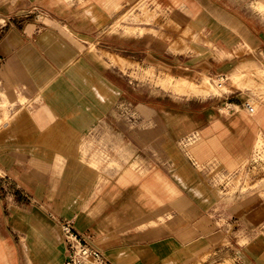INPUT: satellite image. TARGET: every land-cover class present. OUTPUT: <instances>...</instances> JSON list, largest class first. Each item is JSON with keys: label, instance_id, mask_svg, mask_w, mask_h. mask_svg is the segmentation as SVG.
I'll use <instances>...</instances> for the list:
<instances>
[{"label": "crops", "instance_id": "obj_1", "mask_svg": "<svg viewBox=\"0 0 264 264\" xmlns=\"http://www.w3.org/2000/svg\"><path fill=\"white\" fill-rule=\"evenodd\" d=\"M53 1L0 0V20L6 22L0 33V242L1 236L21 237L29 262L42 264L35 254L44 251V243L32 240L40 233L44 242L49 241L46 247H57L63 264L67 257L63 234L44 222L51 212L56 220L72 218L84 238L103 237L104 257L111 264H190L208 238L197 231L193 242L174 230L159 233L155 226L145 227L146 221L157 220L145 211V204L154 201L146 202L139 194L145 178L136 168L147 165L166 174L168 166L169 187L176 189V157L178 152L187 156L188 137L197 132L203 138L218 126L211 138L216 146L227 134L225 129L238 130L241 124L230 121L232 116L212 115L221 106L207 98H145L119 69L129 70L123 56H163L171 66L197 73L225 62L219 65L205 52L173 54L159 38L140 35L142 28H131L138 35L112 34L107 29L113 14L96 2L74 6ZM219 17L234 30H242L232 16ZM174 18L170 17L178 24ZM98 46L122 56L97 53ZM232 141L236 147L227 142L225 146L234 156L250 152L241 140ZM198 151L204 152L202 146ZM181 186L185 193L172 201L179 216L194 214L186 199L207 214L216 203L214 219L224 223L216 235L234 244L239 231L251 237L264 220V202L245 205L239 199H217L205 185L206 192L196 197L191 185ZM2 188L12 193L3 199ZM34 204L45 214L41 213L40 227L32 208H27ZM6 206L14 207L9 217ZM2 220L10 227L7 233L2 232ZM196 224L205 222L200 219Z\"/></svg>", "mask_w": 264, "mask_h": 264}, {"label": "rangeland", "instance_id": "obj_2", "mask_svg": "<svg viewBox=\"0 0 264 264\" xmlns=\"http://www.w3.org/2000/svg\"><path fill=\"white\" fill-rule=\"evenodd\" d=\"M53 2H65L74 6H87L96 2L113 14L107 29L112 34L138 35L131 28H142L139 31L140 35L151 34L159 38L173 54L196 55L205 52L206 57L218 62L219 65L225 62V65L220 67L211 66L208 71L197 73L171 66L163 56L161 58L123 56L129 61L128 72L115 67L130 80L132 85L143 92L145 98L153 95L176 100L207 98L214 106H221L220 110L212 115L232 116L230 121L241 124L238 130L231 126L229 130L225 129L227 134L216 146L211 145L213 140L211 138L214 136L212 134L215 132L217 134L218 126L214 127L213 132H205L203 138L197 132L189 136L188 141L185 142L187 156H184L185 152L177 151L174 174L178 182L176 189L169 187L168 166L165 168L166 174L151 170L147 165L136 168L138 174L145 178V186L139 190V194H142L146 202L154 201V204H145V211L157 220L146 221L145 227L155 226L159 233L164 230H174L182 239H190L189 241L193 242L199 237L197 231L204 234L208 240L194 255L190 264H264V220L256 224L258 226L254 228L251 237L239 231L236 234L238 244L237 242L234 244L232 239H223L221 235H216L217 228L224 224L216 220L218 218L216 203L208 210L210 214H207L205 210L202 212L198 210L190 199H186L189 206L194 209V214L190 218H181L178 210L172 205L174 196H183L185 193L183 192L185 190L181 189V185L185 184L192 186L195 193L192 195L196 197L206 192L202 186L205 185L213 191L212 195L217 199L219 197L232 202L239 199L245 205L264 202V147L260 150L259 147H255L259 140H261L260 145L264 146V0H54ZM220 13L232 16L241 24L242 30L231 28L220 19ZM172 16H175L178 24L170 19ZM186 28H189L188 32ZM98 48L95 49L97 53L109 52L122 56L115 50H105L99 46ZM228 59L230 60L227 62ZM112 62L121 65L116 60ZM163 81L167 84L162 83ZM183 81L192 85L205 84L204 91L185 92L173 88V83ZM208 82H211L212 86ZM246 102L255 104V113H248L244 106ZM128 116L134 117L131 107H128ZM257 135L260 136L258 141H256ZM233 138L241 140L250 152L247 153L246 149L247 154L240 153L241 155L234 156V153L225 146L227 142L230 147H236L230 143L233 142ZM200 146L204 150L203 153L197 149ZM255 150L258 151L256 154L258 157L253 155ZM212 154L217 155L210 156ZM102 189L98 187L99 192ZM10 193L12 191L8 188L1 189L3 199ZM30 207L34 218H38L35 222L39 223V227L45 222L51 230L61 232V218L56 220L50 216L51 212H48L50 219L43 222L39 220L43 213L41 206L34 204L28 205L27 208L30 210ZM5 208L9 217L14 207ZM149 215L146 218L151 219ZM99 216L104 220V213ZM200 219L205 222L204 226L196 224ZM7 224V221H1L3 233L10 231ZM186 227H190L189 232L185 231ZM39 234L32 237L33 243L36 245L44 243L45 248L44 251L36 253V257L43 260L42 264H60L62 256L57 252V247L55 245L46 247L49 241L46 239L44 242L45 238ZM85 239L105 256L103 237L91 236ZM0 244V264H31L23 251L24 244L21 237L1 236ZM86 261L87 264H98L90 257Z\"/></svg>", "mask_w": 264, "mask_h": 264}, {"label": "built area", "instance_id": "obj_3", "mask_svg": "<svg viewBox=\"0 0 264 264\" xmlns=\"http://www.w3.org/2000/svg\"><path fill=\"white\" fill-rule=\"evenodd\" d=\"M6 27V22L0 20V33ZM255 104L245 103V109L248 113H255ZM258 151H254L253 155L258 157ZM60 228L63 234L66 246L67 257L63 264H87V258L90 257L98 264H111L96 247L91 246L86 239L76 230L74 220L72 218H61Z\"/></svg>", "mask_w": 264, "mask_h": 264}, {"label": "bare ground", "instance_id": "obj_4", "mask_svg": "<svg viewBox=\"0 0 264 264\" xmlns=\"http://www.w3.org/2000/svg\"><path fill=\"white\" fill-rule=\"evenodd\" d=\"M174 20L178 21L176 18H174ZM184 82H186V81H183L182 83H178V82L173 83V88L178 90V91H185V92H188L190 90L191 92L202 93L204 91L205 84H203V85H192L188 82H186V83H184ZM162 83L167 84V83H165V81H163ZM208 83L210 86H212L211 82H208ZM247 103L250 104V102H247ZM196 137H198V136L196 135ZM260 141L261 140H259V143L256 144V146H255V147H259V150L264 147L263 145H260ZM197 149H198V147H197Z\"/></svg>", "mask_w": 264, "mask_h": 264}]
</instances>
